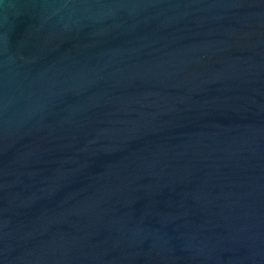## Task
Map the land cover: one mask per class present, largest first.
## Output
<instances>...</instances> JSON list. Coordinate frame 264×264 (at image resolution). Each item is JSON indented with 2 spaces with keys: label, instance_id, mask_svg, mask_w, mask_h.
<instances>
[{
  "label": "water",
  "instance_id": "1",
  "mask_svg": "<svg viewBox=\"0 0 264 264\" xmlns=\"http://www.w3.org/2000/svg\"><path fill=\"white\" fill-rule=\"evenodd\" d=\"M0 264H264V0H0Z\"/></svg>",
  "mask_w": 264,
  "mask_h": 264
}]
</instances>
